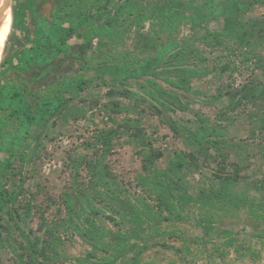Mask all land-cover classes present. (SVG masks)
Returning <instances> with one entry per match:
<instances>
[{
    "label": "rangeland",
    "instance_id": "1",
    "mask_svg": "<svg viewBox=\"0 0 264 264\" xmlns=\"http://www.w3.org/2000/svg\"><path fill=\"white\" fill-rule=\"evenodd\" d=\"M61 1H11L0 84L16 82L31 100L74 77L86 84L36 126L19 151L0 154V191L16 194L0 204V264H93L103 258L113 264H264V223L253 215L254 209L262 213L264 201V0H248L241 14L199 26L179 21L160 38L159 22L149 20L125 43L106 49L144 54L173 41L178 53L185 44L184 59H168L154 76L119 85L104 68L97 35L71 39L70 53L17 76L14 58L34 37L32 20L51 21ZM140 1L183 2L180 11L191 15L205 0ZM165 78H186L190 90ZM204 123L220 131L212 135L216 142L193 140ZM178 152L186 154V167L170 170ZM160 170L193 198L232 182L247 200L239 208L194 199L183 209L169 207L155 191ZM124 203L144 214L143 229ZM87 219L103 235L93 243L75 225L85 229ZM223 230L235 245H226Z\"/></svg>",
    "mask_w": 264,
    "mask_h": 264
},
{
    "label": "trees",
    "instance_id": "2",
    "mask_svg": "<svg viewBox=\"0 0 264 264\" xmlns=\"http://www.w3.org/2000/svg\"><path fill=\"white\" fill-rule=\"evenodd\" d=\"M183 5V2L178 3L177 6L174 4L160 5L159 3L143 4L140 0H62L54 8L51 21L43 17L32 20L34 37L29 46L21 47L15 55L14 72L23 78L26 72L51 63L63 53H70L71 39L77 38L84 42L92 35H97L100 53L107 59L104 68L119 85H124L130 79L156 75L158 70L171 63L168 61L170 58L183 60L186 56L185 44L180 46L178 53L172 52L177 45L173 41L159 42L155 52L148 50L144 54L130 50L115 54L106 52L109 47L125 43L133 28L139 30L147 21H152L153 25L157 21L160 25L155 26V29L160 38L162 32L176 27L179 21L192 20L196 26H199L206 19L219 16L231 18L241 14L249 2L248 0H205L191 15L180 11ZM190 71L186 69V72ZM165 79L172 86L190 90V84L186 78ZM85 84L81 76L58 82L46 94H40L34 100L29 99L26 92L16 82L0 84V154L8 152L12 155L19 151L30 139L32 130L46 123L50 116L62 110L74 98L72 94L84 89ZM12 122H15L16 126L9 128ZM219 133L220 131L215 127L204 123L199 129L193 131L192 135L197 144H203L216 142L212 140V135ZM185 161L186 154L178 152L169 165L170 170L183 169L186 167ZM97 179L101 181L102 175L99 174ZM182 180L178 181L182 182ZM178 184L179 182L177 184L171 182V177L166 170H160L157 173L155 191L160 203L183 209L194 199L206 206L216 207L218 203H221L225 207L230 204L239 208L247 200L243 195L237 194L234 190L235 184L232 182L227 185L223 184L221 188H211L207 192L203 190L199 198H193L187 188L181 189L182 184ZM15 197L14 192L8 193L6 190H1L0 204L4 205L6 201H13ZM259 205L263 207L262 213L254 209L253 215L255 214L264 223V201ZM69 206L72 211L76 209L75 203L72 205L69 202ZM123 206L127 208L140 229H143L146 223L144 214L131 204L124 203ZM80 207L86 209L85 204H81ZM75 225L79 235L91 243L94 241V236H103L93 220L87 219L84 222L85 229L78 223ZM202 225L207 227L204 223ZM229 233L223 230L221 235L226 237V245L233 246L236 238ZM260 237L264 239V227ZM93 264L113 263L112 260L103 258Z\"/></svg>",
    "mask_w": 264,
    "mask_h": 264
},
{
    "label": "bare ground",
    "instance_id": "3",
    "mask_svg": "<svg viewBox=\"0 0 264 264\" xmlns=\"http://www.w3.org/2000/svg\"><path fill=\"white\" fill-rule=\"evenodd\" d=\"M11 1L12 0H0V59L12 27L13 17Z\"/></svg>",
    "mask_w": 264,
    "mask_h": 264
}]
</instances>
